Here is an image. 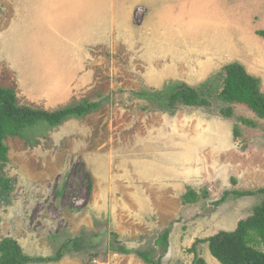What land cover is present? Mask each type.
I'll return each mask as SVG.
<instances>
[{"label": "rangeland", "instance_id": "1", "mask_svg": "<svg viewBox=\"0 0 264 264\" xmlns=\"http://www.w3.org/2000/svg\"><path fill=\"white\" fill-rule=\"evenodd\" d=\"M75 18H90V38L83 27L73 44ZM215 18L219 32L210 29ZM242 58L264 94V0H0V87L19 106L103 101L83 118L5 140L12 191L0 206V239L47 257L82 237L83 251L57 264H147L118 244L155 264H193L194 246L206 264H219L195 241L233 231L262 196L214 202L264 188V122L216 97L221 70ZM170 82L206 91L210 105L169 114L145 110L134 95ZM190 190L199 199L184 204ZM165 232L166 248L156 243Z\"/></svg>", "mask_w": 264, "mask_h": 264}, {"label": "trees", "instance_id": "2", "mask_svg": "<svg viewBox=\"0 0 264 264\" xmlns=\"http://www.w3.org/2000/svg\"><path fill=\"white\" fill-rule=\"evenodd\" d=\"M205 87V86H204ZM203 92L184 83L170 82L157 92H140L134 95L144 99L145 110L160 111L172 114L180 108H203L210 105ZM225 104L243 106L256 118L264 122V94L260 92V81L247 73L239 63H230L221 70V88L216 95ZM103 101L87 102L57 109L55 111L36 110L21 107L13 90L0 87V206L9 201L12 191V181L5 176L8 165L7 138L25 140L29 130L36 126L48 128L57 127L70 119H80L96 112ZM232 108L221 111L224 117H229ZM254 125L252 122H246ZM230 194L235 198L262 196L261 202L254 207L252 215L237 223L231 232L221 231L209 238L196 240L194 245L205 243L210 255L219 264H264V251L255 245L264 247V188L255 191L224 192L220 200L214 202L219 205ZM199 199L190 190L183 196L184 204L196 203ZM167 232L156 241L158 245L167 246ZM82 237L68 238L52 256L32 257L25 254L21 245L12 238L0 239V264H57L68 253H79L86 247L82 244ZM121 254H135L147 264H155L151 257L143 252L126 249L121 245L115 248ZM194 254L193 264H206L199 258L194 246L190 249Z\"/></svg>", "mask_w": 264, "mask_h": 264}, {"label": "crops", "instance_id": "3", "mask_svg": "<svg viewBox=\"0 0 264 264\" xmlns=\"http://www.w3.org/2000/svg\"><path fill=\"white\" fill-rule=\"evenodd\" d=\"M85 19H87V22H85V25H84V20ZM69 20L72 21L71 19H69ZM227 20H228L227 21V26H226V29H227V40H226V47L225 48H226V57L228 59H230V58H235V52H236V50H235V35H234L235 28H234V25H233V21H231L230 18H227ZM73 21H74L73 29H72V31H69V32H72V36H75L78 33L77 34V40L78 41L80 39L83 40L85 38V34L83 32H81L80 30L83 27H86V28L88 27L87 28L88 38H90V27L88 26L90 18H75V19H73ZM80 22H82V26L80 25ZM212 22L215 23V24L212 23L213 25H212V28H210V29H212V30L214 29V32H219L223 28L221 25L218 26V22L216 21V18L214 20H212ZM230 24H231V26H230ZM80 34H81L82 37L79 36ZM76 43H80V41L79 42H73V44H76ZM88 44H89V42H88ZM221 47H223V46H221ZM221 52L222 51L220 49H218V45H217L216 46V51L214 52L215 53L214 61L218 60L220 58L219 54H221ZM241 60H243V61L241 62V61L238 60L236 63L240 62V64L244 66V68L247 70V72L251 76L253 75V77H256L255 74L249 72V70H252V68H250L251 66H248V65H250V63H248L243 58ZM230 63H235V62L230 61Z\"/></svg>", "mask_w": 264, "mask_h": 264}]
</instances>
